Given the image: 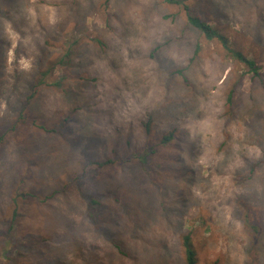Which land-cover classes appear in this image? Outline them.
<instances>
[{"label": "rangeland", "instance_id": "1", "mask_svg": "<svg viewBox=\"0 0 264 264\" xmlns=\"http://www.w3.org/2000/svg\"><path fill=\"white\" fill-rule=\"evenodd\" d=\"M185 1L264 77V0ZM244 70L161 0H0V264H185L186 233L198 264H264V88L250 73L224 115ZM173 127L146 165L131 158Z\"/></svg>", "mask_w": 264, "mask_h": 264}, {"label": "trees", "instance_id": "2", "mask_svg": "<svg viewBox=\"0 0 264 264\" xmlns=\"http://www.w3.org/2000/svg\"><path fill=\"white\" fill-rule=\"evenodd\" d=\"M107 2V0H105ZM164 3L171 4V5H177L184 9L185 16H186V22L188 25H190L193 29L198 31L205 39L209 41H216L218 42L233 58L238 60L241 64H243L245 70L243 72H240V74L233 76L230 85L228 86L226 92H225V99H224V109L226 112H224L225 116H228L229 118L232 116L231 107L233 105L234 98L236 96V92L242 87L243 80L245 77L246 72L250 73V79L253 82H259L260 86L264 88V77L262 75V72L260 71V66L257 64L254 58H250L247 55H245L239 48H236L232 46L229 38L224 33V31L218 27V25L211 23L208 21V19L203 18L200 14L196 13L193 8L190 7V5L185 0H161ZM200 46L199 44L195 45L193 55H195ZM70 50L65 54L64 58L60 59L61 63L64 64H70ZM54 65V64H53ZM50 65L45 70L41 72V78L37 79L36 82L33 84V93L35 91V88L42 83H45L44 78L47 74L51 73L54 70V66ZM184 68H178L175 73H178L183 77L185 80V84L187 82L186 77L184 76ZM64 78V74L61 75V79ZM48 85L59 87L61 85V80H56L55 82H50ZM32 95V94H31ZM31 95L29 97H31ZM28 97V98H29ZM67 121V118H62L59 122V127L63 128L65 127V122ZM144 133L149 134L150 133V120L144 122ZM41 129H43L45 132H60L55 127L47 128L43 125L40 126ZM175 132L176 128L173 127L170 130H168L166 133L162 134V136L154 142L147 141L145 142L143 149L141 152H135L131 158L134 160H138L141 165H146L149 160H151L158 152L161 147L167 146L174 138H175ZM108 162H111V159H107L104 162H97L100 166L103 164H106ZM17 197H13L14 207L12 209V214L10 218V223L8 228L12 229L15 221L20 215H23L22 213L18 212V206H17ZM97 203V200L93 197H91L88 201V208H87V216L93 223V226L95 228H98L99 225L96 222V215L98 214L97 209L95 208L94 204ZM164 243L159 242L156 245V248L158 250V254L163 253V247ZM181 250L183 253V260L185 264H198V257L196 255V251L192 245V242L190 240V234L186 233L182 236L181 242H180ZM116 249L121 252L119 245H116ZM122 253V252H121ZM211 264H217L216 261H213Z\"/></svg>", "mask_w": 264, "mask_h": 264}]
</instances>
